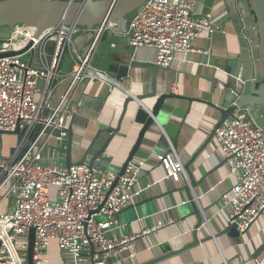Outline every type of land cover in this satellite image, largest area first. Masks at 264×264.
Returning <instances> with one entry per match:
<instances>
[{
	"label": "built area",
	"instance_id": "1",
	"mask_svg": "<svg viewBox=\"0 0 264 264\" xmlns=\"http://www.w3.org/2000/svg\"><path fill=\"white\" fill-rule=\"evenodd\" d=\"M215 29L218 24L211 13L197 14L193 1L147 0L129 22L125 35L135 48H156V63L171 67L177 53H208L194 47L193 41L200 31ZM87 30L97 31L98 37L105 31L62 23L36 37L34 28L17 24L11 38L0 40V53L23 49L33 40L26 52L0 57V204L11 199L9 210L0 212V264H27L32 228V264H49L53 239L71 264H134L124 258L123 251L129 250V257H135L139 237L178 222L170 218L140 233L122 231L125 226L119 214L155 184L141 181L144 159H130L122 175L104 171L97 164L67 166L63 161L69 134L66 122L76 112L72 100L76 86L97 79L108 82L113 92L121 87L106 71L91 65L92 50L83 53L76 48L74 37ZM49 41H54V49L47 55L45 44ZM35 51H39L41 67L25 58ZM66 54L74 62L69 73L61 69ZM67 80L60 102L54 106L53 93ZM124 92L132 94L128 89ZM172 92H177L175 86ZM238 99L231 105H237ZM17 128L21 135L7 155L3 132ZM214 137L224 153L228 175L235 179L221 197L222 209L230 208L227 222L244 233L264 213V130L256 125L248 106H237L215 129ZM156 158L165 169V178L178 181L184 176L188 180L173 144L169 152ZM244 264H264V260Z\"/></svg>",
	"mask_w": 264,
	"mask_h": 264
},
{
	"label": "crops",
	"instance_id": "2",
	"mask_svg": "<svg viewBox=\"0 0 264 264\" xmlns=\"http://www.w3.org/2000/svg\"><path fill=\"white\" fill-rule=\"evenodd\" d=\"M190 1L195 3L197 14L210 12L218 29L202 30L193 41L194 47L206 49L208 53H177L171 67L158 72L160 94L167 92L175 97L164 100L159 118L146 131L134 157L146 161L140 176L142 183L155 184L143 191L134 205L119 214L125 233H140L159 220L175 218L178 222L139 237L136 240L135 257H129V250L122 254L134 264L253 263L264 260V213L238 236L227 229L229 223L226 215L230 208L227 206L222 209L221 197L232 187L235 179L228 175L224 153L216 145L215 137H211L221 118L217 107L226 106L231 97L228 90L231 70L241 54L234 17L235 12H241L242 8L238 0H232L235 3L233 6L231 0ZM117 29L118 25L109 24L102 36H93V32L87 30L74 37V44L79 51L84 53L92 50L91 65L106 71L121 85L115 87L114 92L108 82L97 79H89L76 86L72 95L76 112L66 122L73 131L74 163L82 159L99 130L118 125L128 96L125 89L134 95L151 89L152 69L130 68L125 56L130 53L137 59L156 62V48L137 46L134 49L125 33ZM53 49L54 41L45 44L47 55ZM65 56L68 58L65 61L64 57L61 69L69 73L74 62L69 54ZM25 58L35 66L42 65L39 51L29 53ZM68 83L67 80L55 89L51 98L54 106L59 104ZM221 83L226 88H222ZM172 86L176 87V93L172 92ZM35 98H39V93H36ZM145 101L152 108L155 99ZM137 108L136 102L128 105L120 130L102 158L96 162L104 171L119 172L127 161L142 128V124L134 120ZM107 136V132L100 136L87 162ZM67 142L68 137L65 140V163ZM171 144L184 163L188 180L184 176L178 181L165 178V169L156 155L169 152ZM189 171L194 179L193 185ZM187 186L189 194L202 210L204 219L196 231L197 243L194 242V229L198 218L190 204ZM49 264H71L70 257L61 251L56 239L50 242Z\"/></svg>",
	"mask_w": 264,
	"mask_h": 264
},
{
	"label": "water",
	"instance_id": "3",
	"mask_svg": "<svg viewBox=\"0 0 264 264\" xmlns=\"http://www.w3.org/2000/svg\"><path fill=\"white\" fill-rule=\"evenodd\" d=\"M146 1L147 0H0V40L11 38L13 27L17 24L34 28L36 37L41 36L47 30L62 23L80 25L89 29L99 27L102 28V30L107 29L109 24H115L118 25V31L125 33L129 22L142 10ZM238 2L240 3L242 11L235 12L234 20L237 24L241 54L240 59L236 60L231 70L232 78L230 83H228V90L231 97L227 100L228 103L226 106L217 107L221 112V118L217 122L215 129L219 127L228 116L232 115L237 106H248L251 110V116L254 122L264 130V0H238ZM231 3L232 6L235 4L232 0ZM96 33L97 31L93 33V36ZM102 33L103 31H101L100 36H102ZM32 44L33 40L23 49L1 52L0 57L24 53ZM125 59L129 61L128 66L130 68L152 69L151 89L146 93L128 95L118 125L116 127L109 126L99 130L82 159L78 162V164L88 163L89 165H94L102 158L110 142L120 130V124L126 114L128 105L136 102L138 108L134 120L141 123L142 128L127 161L118 172L119 175L125 172L127 162L137 154L145 133L158 117L164 100L169 97H175V95L167 92L160 94L159 91L158 72L168 69L169 67H162L156 62L137 59L130 55V53L126 54ZM118 78H120V76ZM238 97L237 105H231L234 99ZM146 99H155L152 108L148 107L145 101ZM215 129L211 137H214ZM68 132L66 165L71 166L75 164L72 161L73 131L71 127L68 128ZM104 132L108 133L107 139L87 162L88 155ZM3 134H16L20 137L21 131L17 128L13 132H3ZM189 174L191 185H193L194 179L190 171ZM186 190L193 212L198 218V223L194 229L195 236L198 228L202 226L204 219L202 210L198 207L191 193L189 194V186L186 187ZM227 229L235 236L241 233L235 224H229ZM34 242L35 229L32 228L29 232L27 264H32L33 262ZM194 242H198L196 236ZM262 248L264 249V245Z\"/></svg>",
	"mask_w": 264,
	"mask_h": 264
},
{
	"label": "rangeland",
	"instance_id": "4",
	"mask_svg": "<svg viewBox=\"0 0 264 264\" xmlns=\"http://www.w3.org/2000/svg\"><path fill=\"white\" fill-rule=\"evenodd\" d=\"M68 56H65V61L67 60ZM18 136L16 134H4L3 141H4V151L8 155L12 153V148L17 143ZM6 191V188H4L1 192L3 194ZM55 189H53V192ZM11 204V199L7 198L0 204V212H4L9 210Z\"/></svg>",
	"mask_w": 264,
	"mask_h": 264
}]
</instances>
